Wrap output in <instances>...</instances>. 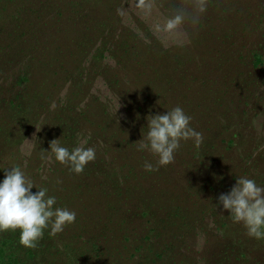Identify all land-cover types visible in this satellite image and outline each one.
I'll list each match as a JSON object with an SVG mask.
<instances>
[{
    "label": "rangeland",
    "instance_id": "rangeland-1",
    "mask_svg": "<svg viewBox=\"0 0 264 264\" xmlns=\"http://www.w3.org/2000/svg\"><path fill=\"white\" fill-rule=\"evenodd\" d=\"M46 1L0 0V182L19 166L76 219L45 229L35 249L19 230L0 232V245L16 247L18 264H264V239L217 206L241 176L264 187V0H208L198 23L173 31L167 19L190 13V0H92L95 35L68 18L72 0H50L65 21L21 26L19 10ZM118 40L123 68L109 54ZM174 107L203 141H181L172 163L145 171L157 167L137 150L146 117ZM55 139L96 158L75 174L45 158Z\"/></svg>",
    "mask_w": 264,
    "mask_h": 264
},
{
    "label": "clouds",
    "instance_id": "clouds-1",
    "mask_svg": "<svg viewBox=\"0 0 264 264\" xmlns=\"http://www.w3.org/2000/svg\"><path fill=\"white\" fill-rule=\"evenodd\" d=\"M142 7L150 8L145 0H140ZM192 11L187 15L179 12L167 19L164 30L173 31L185 23L199 22L200 16L207 10L208 0H190ZM147 119V132L137 141L139 151H147L157 157V167L145 163V171H156L160 166H167L174 161V153L181 141L193 140L195 146L203 141L200 132L191 128V117L181 107H174L166 114L150 115ZM51 153L56 162L68 166L75 174L83 172L85 166L96 158L91 147H76L71 152L60 145L58 139L50 142ZM5 171L0 182V232L19 230V244L27 249H35L42 239L44 230L49 229V236L62 232L67 225L75 222L76 215L66 208L54 207L56 198L47 196L46 188L37 189L26 178L19 166ZM36 188L32 193L30 190ZM217 206L231 213L234 223H241L246 234L256 240L264 239V187L258 186L252 179L239 177L227 194L218 197Z\"/></svg>",
    "mask_w": 264,
    "mask_h": 264
},
{
    "label": "trees",
    "instance_id": "trees-1",
    "mask_svg": "<svg viewBox=\"0 0 264 264\" xmlns=\"http://www.w3.org/2000/svg\"><path fill=\"white\" fill-rule=\"evenodd\" d=\"M63 1H65V0H61V3ZM85 1H87V0H72L70 3V6L74 7V8H71L73 10H71V13H70L71 16H69L68 18L71 19V17H73L74 19H76V16L78 14V19H82V21H86V22H84L85 24H81V26H79V28H81L86 33H92L93 32L95 35V33L100 32V30H97V28L98 27H99V29L102 28V25L99 24L97 21H95L91 17L90 13H88V9L85 10V8H84V5L92 4V0H90V3L85 2ZM22 10L23 9L19 10L20 13L17 14L18 22L22 21L21 26L26 19H27L26 21L30 20L29 22H31V20L34 21L36 19L39 20L42 18L41 20H39L37 22V25H36L37 27L35 26L36 28L40 27L39 23L42 20L52 19L55 21L57 19V17H60L57 20H62V21L66 20V16L59 14V10H60L59 1L51 2L49 0L46 2H41L39 5L34 6V8H31V9L28 8L26 11H22ZM46 13H48V14L46 15ZM87 24H92V25H87ZM11 25H12V23H11ZM32 27H33V25H32ZM27 28H28V26H27ZM90 31H92V32H90ZM22 32H26L27 35L32 34L29 36V38L32 41H34V39H36L35 37H37V36H34L33 31H31V30H28V29L23 30V28H22ZM37 32H39V31L37 30L35 33H37ZM89 39L90 38H88V37H84V38L80 39L78 44L79 45L87 44L88 42H90ZM42 44L44 45V47H41L40 50L42 53H44V52H46L47 43L44 42ZM127 51H128L127 43L118 40V41H115L111 45V47L109 49V54L112 58H114L116 60L117 65H119L123 68L125 66H122L121 64H124V62L126 63V61L123 58H126ZM80 53H81V50H80ZM116 54H119V55L116 56ZM21 78L23 79L24 77H21ZM17 101L14 102L11 107L19 108V109L22 108V101H24V97L19 95ZM15 104H16V106H15ZM0 246H1L0 247V264H18L19 263L20 260H19V256L17 255V252L15 250V248H16L15 246H11V245L9 246L7 244L4 245V243H2ZM4 246H8V247L6 248Z\"/></svg>",
    "mask_w": 264,
    "mask_h": 264
}]
</instances>
